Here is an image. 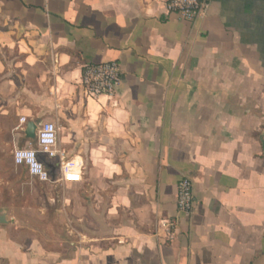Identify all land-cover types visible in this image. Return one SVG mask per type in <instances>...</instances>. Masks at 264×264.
Here are the masks:
<instances>
[{
  "label": "crops",
  "instance_id": "0c3cea01",
  "mask_svg": "<svg viewBox=\"0 0 264 264\" xmlns=\"http://www.w3.org/2000/svg\"><path fill=\"white\" fill-rule=\"evenodd\" d=\"M165 4L0 0V140L20 149L28 122L53 123L57 150L87 173L63 182L86 187L70 255L21 245L8 215L0 264H264V0H208L192 22ZM110 61L114 96L86 99L82 69Z\"/></svg>",
  "mask_w": 264,
  "mask_h": 264
},
{
  "label": "rangeland",
  "instance_id": "374dc122",
  "mask_svg": "<svg viewBox=\"0 0 264 264\" xmlns=\"http://www.w3.org/2000/svg\"><path fill=\"white\" fill-rule=\"evenodd\" d=\"M24 147L38 150L35 141L30 146L19 144L20 149ZM13 150L11 140H0V213L16 218L20 229L14 236L21 245L32 239L39 240L48 252L68 257L71 232L77 228L72 218L82 208L74 198L85 192L86 187L81 190L66 188L53 160L47 161L42 154H38V158L46 167L51 182L39 184L24 169L13 165ZM86 178L87 173L82 170L83 184Z\"/></svg>",
  "mask_w": 264,
  "mask_h": 264
},
{
  "label": "built area",
  "instance_id": "2783aa9c",
  "mask_svg": "<svg viewBox=\"0 0 264 264\" xmlns=\"http://www.w3.org/2000/svg\"><path fill=\"white\" fill-rule=\"evenodd\" d=\"M208 8V0H166L165 9L167 13L179 15L182 19L192 22L199 18ZM122 81V72L120 65L117 62L110 61L97 65H87L82 69L80 85L83 90L84 97L88 100H98L101 97L111 98L114 96L116 89ZM23 121V122H22ZM25 119H20V124L24 125ZM49 126L52 127V132L55 133V155H50L52 146H46L40 143V132L46 130ZM35 143L38 150L31 147L23 149H15L12 152V162L14 166L25 170L27 175L45 183L49 181V175L43 164L38 158V154L44 155L47 159H58L61 181L64 183H79L82 180V166L74 160H65L63 155L57 150V128L53 123L46 122L41 124L36 131ZM30 146V145H29ZM17 150L34 151V160L42 166L41 171L46 174L42 177L40 173L30 172V165L26 162L16 163L15 153ZM66 165H71V168L65 169ZM73 177V178H69ZM194 205V195L192 182L188 178H182L177 184V202L176 208L178 213L189 215L192 212ZM160 227L168 238H171L176 228V219H166L160 222Z\"/></svg>",
  "mask_w": 264,
  "mask_h": 264
},
{
  "label": "clouds",
  "instance_id": "9594fccd",
  "mask_svg": "<svg viewBox=\"0 0 264 264\" xmlns=\"http://www.w3.org/2000/svg\"><path fill=\"white\" fill-rule=\"evenodd\" d=\"M23 122V121H22ZM40 143H43L46 148L45 150H49L47 146L51 145L52 149L50 151V155H55V133L52 132V127L49 126L46 130L40 132ZM16 163L26 162L30 165V172L32 173H40L42 177H46V174L41 171L42 166L37 164L34 160V151H24L17 150L15 153ZM71 165H66L65 169L71 168ZM73 178V177H69Z\"/></svg>",
  "mask_w": 264,
  "mask_h": 264
},
{
  "label": "water",
  "instance_id": "95a60500",
  "mask_svg": "<svg viewBox=\"0 0 264 264\" xmlns=\"http://www.w3.org/2000/svg\"><path fill=\"white\" fill-rule=\"evenodd\" d=\"M38 127L34 122H28L25 126L24 134L26 139L34 141L36 138V131ZM0 223L6 224V215L5 213H0Z\"/></svg>",
  "mask_w": 264,
  "mask_h": 264
}]
</instances>
